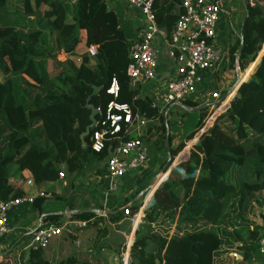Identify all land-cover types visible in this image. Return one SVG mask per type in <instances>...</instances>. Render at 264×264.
Here are the masks:
<instances>
[{
	"label": "trees",
	"instance_id": "trees-1",
	"mask_svg": "<svg viewBox=\"0 0 264 264\" xmlns=\"http://www.w3.org/2000/svg\"><path fill=\"white\" fill-rule=\"evenodd\" d=\"M153 8L158 28L170 37L184 13L182 0H155ZM238 28L229 53L232 64L246 72L237 92L223 101L220 111L229 105L227 111L206 128L210 107L187 101L165 116L154 99L141 96L127 75L130 49L141 39L104 0H0V202L29 196L12 178L24 181L28 172L33 186L41 187L60 181L65 169L69 183L64 196L46 206L45 198L36 196L31 211L46 215L48 224L65 218L92 222L88 229L100 238L113 233L107 242L121 254L125 238L110 224L130 222L143 208L145 189H135L137 174L119 183V190L131 195L110 199L105 207L82 202L81 196L88 176L99 177L116 148L139 139L150 165H158L161 174L178 155L176 161L185 157L153 188V199L148 196L146 202L152 201L134 243V235L130 239L127 264H218L224 249L236 251L241 264H264L258 248L264 229V0H244ZM84 32L88 47L98 46V55L84 52L78 68L68 57L76 55ZM114 79L117 98L107 93ZM112 102L128 106L133 125L123 122L96 153L89 106L98 111L100 122ZM173 133L181 137L175 147ZM58 202L63 203L59 209ZM105 208L103 218L99 214ZM0 264L91 263L76 254L52 263L43 249H22L1 255Z\"/></svg>",
	"mask_w": 264,
	"mask_h": 264
},
{
	"label": "built area",
	"instance_id": "built-area-1",
	"mask_svg": "<svg viewBox=\"0 0 264 264\" xmlns=\"http://www.w3.org/2000/svg\"><path fill=\"white\" fill-rule=\"evenodd\" d=\"M127 1L132 7L140 10L147 23L146 32L140 42L135 43L130 49L131 62L127 68V75L132 80L133 85H142L156 80L159 50L155 41L158 36L166 40L167 56L176 67L175 77L160 82L162 87L161 107L158 108L161 109V113L164 112V115L167 116L169 107L192 101L199 94L200 86L203 83L202 72L214 71L220 67L224 53L215 45V40L221 9L212 0H182L184 13L175 23L171 36L168 37L156 24L153 11L155 0ZM87 52L92 57L97 56L98 46L87 47ZM107 93L115 98L118 97L117 80L112 81ZM200 99L206 104L216 102L213 103L216 104L212 107L213 114L215 110L218 113V110L223 107L219 88L201 95ZM115 111L122 112L124 116L115 114ZM123 122L127 125H133L128 106H119L115 102L110 103L105 119L95 124L96 130L92 137V150L96 153L102 152L107 136L120 132ZM142 126H144V122L137 126L138 134ZM148 160V149L139 139H130L116 148L99 176L101 181L106 182V193L115 194L118 192L122 178L128 174L140 172ZM62 177L63 174L60 175V178ZM27 185H33L32 180H28ZM30 201L32 200L25 198L0 202V241L11 234V228L8 226L9 212L14 207ZM128 214L126 212V215ZM99 216L106 218V208ZM91 223L66 218L60 224H47L31 232L30 238L25 243V249L45 250L53 240L60 238L64 232L72 233L86 230ZM258 248L259 253L264 256V229Z\"/></svg>",
	"mask_w": 264,
	"mask_h": 264
},
{
	"label": "crops",
	"instance_id": "crops-1",
	"mask_svg": "<svg viewBox=\"0 0 264 264\" xmlns=\"http://www.w3.org/2000/svg\"><path fill=\"white\" fill-rule=\"evenodd\" d=\"M104 1L107 3L109 10L115 12L120 17H122L124 21L130 24V26L134 29L135 33L140 39L143 37L147 29V23L144 20L140 10L132 7L127 0ZM212 1L216 2L221 9L215 45L223 51L224 57H227V59H225L223 69L218 67V69L214 71L202 72L203 83L200 86L199 94L192 100L198 105L206 104L203 100L200 99L201 95L213 92L217 88H219L221 92V98L223 101L226 98H229L231 95H234L242 82L244 73L246 72L245 71L241 74L242 71L240 70V68L237 69V64H232L229 53V48H231L235 44V38L239 36L238 25L240 24L244 15V0ZM83 35L84 37L78 43L75 51H77V49L79 48H85V50L87 51L88 45L86 33L84 32ZM155 44L157 45L159 50L156 80L154 82L137 85L136 87L140 89L141 96H149L150 98L154 99L157 107L160 108V97L162 93L160 82L164 81V79L175 77L176 67L167 56L166 40L158 36L156 38ZM172 107H169L168 112H170V109ZM228 108L229 105L224 107L221 111L219 109L218 111H220L221 113L218 112L220 113L218 116L225 113ZM159 110L161 112V109ZM162 114H164V112H162ZM211 124L212 123H210L208 127L211 126ZM183 126L184 121H178V127L182 128ZM199 137L200 136H198V140ZM180 138L181 137L180 135H178V133L172 134L173 147L175 145L174 140H177V142H179ZM149 161L150 159L148 160L147 164L140 170V172L137 173L138 181L135 185V189H139L141 186H145L146 184L148 185V183L149 185L152 183L154 184V182L156 181L157 182L155 183V185L156 187H158L159 184L168 179L170 172L174 169L173 167H171L168 172H166L165 174H161L158 172V165H150ZM62 174L63 177L60 178V181H58L57 183L46 184L41 187L27 185V181L31 180V175L28 172H25L23 174L24 181L17 179L15 180L14 178H12V183L16 187L22 188L29 195L26 199L33 201L36 196L45 198L46 206L50 202H57L56 198H58L59 196H64V191L65 189H67L69 181L65 169L62 170ZM89 179L90 181H88ZM88 180L86 179L87 192L82 194L81 201L91 202L93 203V206H97V200L105 207V203H107V201H109L110 199L125 198L126 196L131 195V191L126 192L124 190H119L115 194L106 193V182L101 181L100 177L94 178L93 176L92 178L89 177ZM133 191L134 190H132V192ZM154 193L155 192L151 191L148 196L153 199ZM148 196L146 197V200ZM32 201L20 204L19 206L14 207L9 212L8 226L11 228V234L7 238H4L0 241V256L4 253L8 254L12 250L14 254H18L20 250L25 249V243L27 240L21 243L24 236L30 235L33 230H37L48 224L47 222H44L46 215L40 216L38 212L31 211V206L33 203ZM151 201L146 202L145 207L149 206ZM58 203L59 209L63 206V203ZM65 212L67 211H64V214ZM64 220H66V218ZM137 224L138 221L136 222L135 226H137ZM118 225H121V223L110 224V230H113L114 233L121 234L124 238H126L127 236L123 232L116 231L115 227ZM133 231H135V228H133L132 232ZM112 234L113 233H108L109 237L112 236ZM109 237L104 236L100 238L96 230L93 228L74 231L72 233L66 231L60 238L55 239L50 243L48 248L44 250V256L48 261L52 263H58L71 256L72 254H76L79 261L91 264H127V256H129L130 261V240L124 242V251L121 254H117L114 249L109 247L110 245L107 242V239ZM229 255L230 259L224 262V264H231L230 262L233 260V256L235 257V260H238L239 262L242 261L241 259H238L237 256L240 255L236 252H234V254L230 253Z\"/></svg>",
	"mask_w": 264,
	"mask_h": 264
},
{
	"label": "rangeland",
	"instance_id": "rangeland-1",
	"mask_svg": "<svg viewBox=\"0 0 264 264\" xmlns=\"http://www.w3.org/2000/svg\"><path fill=\"white\" fill-rule=\"evenodd\" d=\"M84 37V35H82V37H81V39ZM81 41V40H80ZM263 49H264V47H263ZM84 52H86V50H85V48H79V49H77V51H75V54L76 55H74V56H71V57H69L68 59H70L73 63H74V65L76 66V67H80L81 66V64H82V55H83V53ZM262 52V51H261ZM92 57V56H91ZM225 59H227V57L225 58L224 57V59H223V61H222V63H221V65H220V68H224V64H225ZM79 65V66H78ZM51 70H53V68L51 67ZM242 73H244V72H241V74ZM2 79H1V77H0V81H1ZM213 111H211V113H212ZM219 114L216 112V110L214 111V114L212 113V115H211V117H210V119L207 121V128H208V125H210V123H213L214 122V120L216 119V117L218 116ZM212 125V124H211ZM210 127V126H209ZM197 140V141H196ZM193 141H196V143H194L193 145H191L190 147L192 148L195 144H197L198 143V139L196 138V139H194ZM193 141H191V142H193ZM190 142V143H191ZM190 143L187 145V147L185 148V150L184 151H186V149L189 147V145H190ZM174 147L175 146H177V144H178V142H177V140H174ZM191 148L187 151V153L185 154L186 155V157L188 156V154H189V151L191 150ZM183 151V152H184ZM181 155V154H180ZM178 157H179V155L177 156V158L175 159V161H174V164L172 165V167H176L180 162H181V160L178 162V161H176L177 159H178ZM184 158V157H183ZM178 162V163H177ZM147 164V163H146ZM89 177L90 178H92L93 177V175L91 174V175H89ZM88 181H90V179L88 180ZM157 182V181H156ZM156 182H154V184L152 183V184H150L149 185V183H148V185L146 184L145 186H141L140 188H144L145 189V191H144V193H143V195L145 196V199H144V204H143V208L141 209V212L137 215V216H135V218H132V220H130V222H122L121 223V225H118V226H116L115 228H116V231H118V232H123L127 237L125 238V242L126 241H128V240H130V238L131 237H133V235H134V241H135V233H136V230H137V228H138V226H139V224L141 223V221H142V219H143V217H144V211H145V204H146V197L148 196V194L153 190V187H154V185H155V183ZM156 186V185H155ZM154 192H155V190H153ZM101 200H103V199H101ZM96 207H98L99 205H100V202L97 200L96 201ZM150 205V204H149ZM138 221V224H137V226H135V224H136V222ZM133 228H135V231H133L132 232V230H133ZM133 241V242H134ZM234 252H236V251H231V250H225L224 249V259H223V261H222V263H219L218 262V264H224V262H226L228 259H230V253H233L234 254ZM226 258V259H225ZM232 261L230 262L231 264H241L238 260H235V257L233 256L232 257ZM225 260V261H224Z\"/></svg>",
	"mask_w": 264,
	"mask_h": 264
},
{
	"label": "water",
	"instance_id": "water-1",
	"mask_svg": "<svg viewBox=\"0 0 264 264\" xmlns=\"http://www.w3.org/2000/svg\"><path fill=\"white\" fill-rule=\"evenodd\" d=\"M242 49H243V46H241V48H240V52H239V54H238V57L241 55V53H242ZM214 105H216V104H213V103H209V104H205L203 107H210V108H212V107H214ZM89 108L92 110V115H91V122H92V124H91V126L89 127V129H93L94 127H95V124H96V117H97V114H98V111L97 110H95L94 109V107L93 106H89ZM89 133L87 132V135H88ZM185 157V156H184ZM181 161L182 160H184V158H181L180 159ZM180 160H178V162L180 161ZM177 162V163H178ZM174 164V163H173ZM174 168V167H173ZM172 168V169H173ZM148 207V206H147ZM147 207H145L144 209H146ZM81 211H84V210H81ZM80 211V212H81ZM87 211V210H86ZM88 211H90V210H88ZM92 211H95L97 214H99V211H97V210H92ZM70 215H72V214H74V212H70L69 213ZM65 215H68V212H65ZM238 257V259H241L242 260V257L241 256H237Z\"/></svg>",
	"mask_w": 264,
	"mask_h": 264
}]
</instances>
